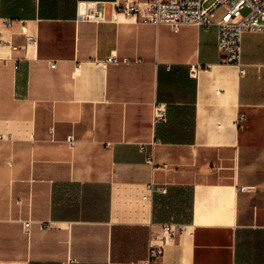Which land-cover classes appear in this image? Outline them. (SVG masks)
<instances>
[{
  "label": "crops",
  "instance_id": "obj_1",
  "mask_svg": "<svg viewBox=\"0 0 264 264\" xmlns=\"http://www.w3.org/2000/svg\"><path fill=\"white\" fill-rule=\"evenodd\" d=\"M241 63L216 25L0 0V264H264V32Z\"/></svg>",
  "mask_w": 264,
  "mask_h": 264
},
{
  "label": "built area",
  "instance_id": "obj_2",
  "mask_svg": "<svg viewBox=\"0 0 264 264\" xmlns=\"http://www.w3.org/2000/svg\"><path fill=\"white\" fill-rule=\"evenodd\" d=\"M114 5L117 11L137 21L166 24L174 31L183 24H196L203 29L216 25L219 62L237 65L240 74L246 72L245 65L241 63L243 34L264 32V0H114ZM200 68V65L192 64L191 75L195 76ZM153 117L155 122L165 120L163 104L154 106ZM67 140L72 143L73 136L69 135ZM140 149L144 150V146ZM147 158L152 159L150 155ZM160 191H165V188H160ZM28 227L29 222H25L24 228L27 230ZM181 230L179 224L164 223L161 235L149 241V257L158 258L163 245Z\"/></svg>",
  "mask_w": 264,
  "mask_h": 264
}]
</instances>
